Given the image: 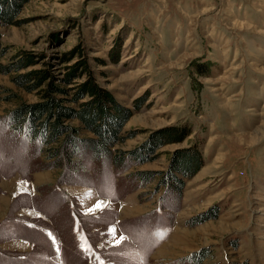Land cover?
<instances>
[{
	"label": "rangeland",
	"instance_id": "obj_1",
	"mask_svg": "<svg viewBox=\"0 0 264 264\" xmlns=\"http://www.w3.org/2000/svg\"><path fill=\"white\" fill-rule=\"evenodd\" d=\"M18 1L0 25V64L11 67L0 72V264H70L78 235L97 264H264V0ZM22 57L34 64L17 68ZM83 62L130 111L112 148L127 168L99 172L74 156L80 170L66 183L44 166L62 137L33 144L7 123L44 104L49 82L14 79L48 69L66 91L56 97L79 111L91 99L74 100ZM64 125L97 138L78 118ZM193 150L197 170L173 174L177 199L167 175Z\"/></svg>",
	"mask_w": 264,
	"mask_h": 264
},
{
	"label": "trees",
	"instance_id": "obj_2",
	"mask_svg": "<svg viewBox=\"0 0 264 264\" xmlns=\"http://www.w3.org/2000/svg\"><path fill=\"white\" fill-rule=\"evenodd\" d=\"M20 5L21 1L18 0H0V25L13 23V19L18 13ZM72 54L71 52L67 53L65 57L71 58ZM2 56L3 50L0 49V58ZM17 63L18 65L21 64L17 68L34 64L27 57H22ZM81 65L84 72L89 75V78L79 86V92L76 94L74 100L77 101L86 95L90 96L91 99L90 102L81 105L79 111L64 105L63 100L56 97L57 94H65L66 91L54 83L52 80L53 75L50 69H48L19 76L14 79L21 86H25V83L34 80L31 86L32 88L42 85L46 80L49 82L43 93L46 98L44 104L34 107H20L18 112L8 119L7 123L10 129L14 128L17 130L19 136L23 134L24 136L30 137L31 141L33 140V144L41 140L44 145H50L62 137L59 147L54 148L52 153V149H48V157L55 158L56 161L51 164L46 163L44 166L46 168L53 166L62 168L64 175H62V181L66 183L69 180H74L80 170L79 164L73 160L74 156H78L81 162L86 161L84 163L95 165L99 172H102L110 166H114L120 171H124L127 168V159L122 157L121 154H114L112 148L117 142L123 141L118 135L122 126L130 117V111L120 107L106 90L95 83L94 79L90 76V69L86 66L85 62ZM10 68L9 66H2L0 64V72L2 73H9ZM75 76H77L76 70L73 69L68 74L67 82L71 78H76ZM25 87L30 88L28 86ZM108 101L112 104L113 112L108 107ZM75 118L80 119L84 123L85 128L93 132L97 138H91L87 141L78 139L76 131L64 125L66 120ZM37 121L38 123L43 122V129L35 126ZM172 130L173 134L180 136L179 140L187 135L184 128H173ZM184 156L182 154L180 157L179 155L175 157L170 173L167 175V186L176 194L177 199H179L183 182L173 174L179 171L182 175L189 177L197 170L200 162L198 152L195 150L186 153ZM144 180H146V177H144ZM51 194L53 196L52 198L57 196H59L57 199L60 197L64 198L63 192L59 189L51 192ZM49 205L55 207L57 203H50ZM47 238H51L50 234ZM73 238V251L76 253L77 250L79 252L78 255H81L75 261L70 262V264H97L96 260H92L97 250L81 244L79 240L82 239V235L74 236ZM54 242L56 243V241Z\"/></svg>",
	"mask_w": 264,
	"mask_h": 264
},
{
	"label": "snow or ice",
	"instance_id": "obj_3",
	"mask_svg": "<svg viewBox=\"0 0 264 264\" xmlns=\"http://www.w3.org/2000/svg\"><path fill=\"white\" fill-rule=\"evenodd\" d=\"M95 207L98 209V210H103L104 209V202H98ZM121 239L123 240V237H121Z\"/></svg>",
	"mask_w": 264,
	"mask_h": 264
}]
</instances>
